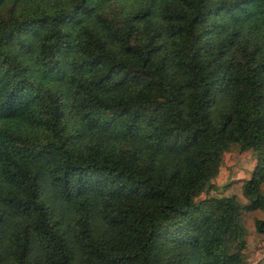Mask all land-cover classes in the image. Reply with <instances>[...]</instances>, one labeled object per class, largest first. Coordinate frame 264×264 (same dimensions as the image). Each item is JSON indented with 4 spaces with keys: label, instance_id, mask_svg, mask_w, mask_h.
<instances>
[{
    "label": "trees",
    "instance_id": "trees-1",
    "mask_svg": "<svg viewBox=\"0 0 264 264\" xmlns=\"http://www.w3.org/2000/svg\"><path fill=\"white\" fill-rule=\"evenodd\" d=\"M252 235L264 0H0V264H250Z\"/></svg>",
    "mask_w": 264,
    "mask_h": 264
},
{
    "label": "rangeland",
    "instance_id": "rangeland-1",
    "mask_svg": "<svg viewBox=\"0 0 264 264\" xmlns=\"http://www.w3.org/2000/svg\"><path fill=\"white\" fill-rule=\"evenodd\" d=\"M228 155H234V156L225 155L223 159V163H222L223 175L225 176V178L223 179V183H226L225 185H227L228 184L227 182L230 181L231 177L234 178L233 177L234 173H236L235 176L237 175V173L241 176L240 178H237L234 181L243 180V179L246 180L247 177L249 176L250 168L254 169L256 164V158L254 153L252 151H248L245 156H243V154L241 155L228 154ZM228 175H230L229 179H227ZM221 184H222V180L220 181V185ZM213 185L216 186L215 184ZM204 197L205 195L202 196V198ZM255 241H256L255 237H253L252 235L251 239L249 240V243L253 250V254L250 256L249 262L250 264H264V241L259 243L258 246Z\"/></svg>",
    "mask_w": 264,
    "mask_h": 264
},
{
    "label": "crops",
    "instance_id": "crops-1",
    "mask_svg": "<svg viewBox=\"0 0 264 264\" xmlns=\"http://www.w3.org/2000/svg\"><path fill=\"white\" fill-rule=\"evenodd\" d=\"M247 154V152L246 153H244L243 154V156H245ZM225 155H227V156H234V155H228V154H224V156H223V159H224V157H225ZM233 163V162H232ZM256 165V164H255ZM251 167V166H250ZM254 169H251L250 168V173H249V176L247 177V179H249L250 178V176H251V173H252V171H253ZM235 174L236 173H234V178H232L231 177V179H230V181H234V180H236L237 178H240L241 176L237 173V175L235 176ZM225 178V176L223 175V164L221 165V169H220V173H219V175H218V177L217 178H215L213 181H212V184H215L216 185V187L217 188H219L220 190H221V188L226 184V183H223V179ZM230 178V175H228L227 176V179H229ZM244 178V177H243ZM222 180V184L220 185V181ZM229 181V182H230ZM229 182H227V183H229Z\"/></svg>",
    "mask_w": 264,
    "mask_h": 264
}]
</instances>
